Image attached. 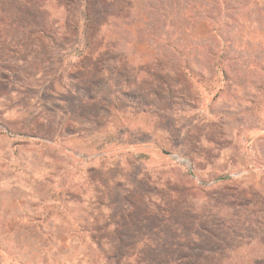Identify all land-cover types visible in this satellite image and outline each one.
Masks as SVG:
<instances>
[{"label": "rangeland", "instance_id": "rangeland-1", "mask_svg": "<svg viewBox=\"0 0 264 264\" xmlns=\"http://www.w3.org/2000/svg\"><path fill=\"white\" fill-rule=\"evenodd\" d=\"M158 1L0 0V264H264V51Z\"/></svg>", "mask_w": 264, "mask_h": 264}, {"label": "trees", "instance_id": "trees-1", "mask_svg": "<svg viewBox=\"0 0 264 264\" xmlns=\"http://www.w3.org/2000/svg\"><path fill=\"white\" fill-rule=\"evenodd\" d=\"M83 1L87 16L93 3H104V0ZM166 1H158L157 11L163 18H171L166 10L176 13L174 26L177 36L180 38L187 34L190 39L186 40L187 44L202 49L211 58L212 65L226 66L236 59L235 51L244 46L264 51V0H171L170 6H163ZM245 25L256 28L246 32ZM193 27L206 30L200 39L191 36ZM180 39L185 42V39ZM237 44L240 47L237 48ZM219 72L223 77L228 75L225 67Z\"/></svg>", "mask_w": 264, "mask_h": 264}]
</instances>
